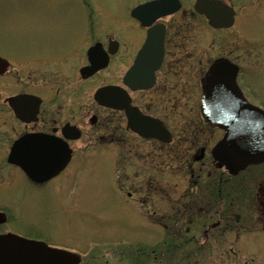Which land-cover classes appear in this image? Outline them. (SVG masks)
Wrapping results in <instances>:
<instances>
[{"label": "flooded vegetation", "instance_id": "af4514ba", "mask_svg": "<svg viewBox=\"0 0 264 264\" xmlns=\"http://www.w3.org/2000/svg\"><path fill=\"white\" fill-rule=\"evenodd\" d=\"M78 1L80 6L89 5L87 0ZM146 1L149 0L143 2ZM92 9L90 13L82 10L80 21L73 23L80 29L71 27L59 35L30 34L27 39L30 47L24 50L20 47L12 55L0 52V58L8 63L6 70L0 72V127L8 129V133H0L8 146L6 165L16 176L20 172L33 187L41 188L72 172L74 165H87L94 156H106L120 191L118 206L136 208L168 237L160 238L157 248L164 243L183 242V236H189L186 243L196 241L193 230L201 229L200 235L206 237L207 232L227 220L223 207L215 210L216 215H209L211 209L203 206L193 207L196 211L192 215L181 216L176 209L178 194L164 191L161 178L167 172L176 175L179 164L184 175H188L184 166L191 169L197 165L198 170L193 169L190 174L198 182L196 185L204 178L219 181L220 186L224 183L225 170L211 155L213 145L225 131L204 115L203 78L214 59L231 60L238 66L236 84L242 94L264 109L252 77L264 69V62H242L251 52L228 51L211 58L208 52L200 54L185 46L186 30L178 12L158 17L149 25L141 24L130 12L123 16L111 14L108 30L100 34L99 16ZM132 27L137 29L133 33ZM162 32L159 64L156 62L159 51L152 48L142 54L139 72L132 73L147 40ZM104 62V66L95 69L94 65ZM136 81L144 86L134 89ZM103 86L110 87L107 104L100 103L96 96ZM19 112L24 116L20 117ZM216 135L220 137L217 139ZM22 139L21 155H45L51 171L63 163L64 166L42 182L31 180L19 166L8 161L12 145ZM181 149L184 154L180 157ZM207 163L217 164L221 173L207 171L204 175ZM254 168L263 178L264 163ZM206 187L203 194L209 196L210 188ZM223 190L222 185L219 192ZM194 198L196 195L190 200ZM166 200L168 212L163 211ZM261 208L264 210V203ZM214 216L218 218L213 222L217 225L211 228L208 220Z\"/></svg>", "mask_w": 264, "mask_h": 264}, {"label": "rangeland", "instance_id": "374dc122", "mask_svg": "<svg viewBox=\"0 0 264 264\" xmlns=\"http://www.w3.org/2000/svg\"><path fill=\"white\" fill-rule=\"evenodd\" d=\"M143 1L87 0L86 8L80 6L78 0H0V52L10 55L20 47L22 50L30 47L27 40L30 34L59 35L71 27L80 29L73 23L85 9L90 13L93 8L99 16L101 34L108 30V15H126L131 7ZM194 1L181 0L182 9L177 13L186 30L185 46L195 48L200 54L208 52L211 58L228 51L233 54L251 52L242 62H264V0H228L236 11V22L220 30H213L204 18L192 14ZM136 30L132 27L131 33ZM252 77L259 98L264 102V69ZM6 128L0 127V133H8ZM3 141L0 138V210L7 211L11 221L0 226V232L9 230L24 237H41L50 246L79 253L82 264H264V210L261 208L264 189L259 185L262 180L259 170L240 175L237 181L242 192L230 205V218L222 221L217 229L207 232L206 237L200 235L199 229L195 233L196 241L191 244L170 249L162 244V255L145 257L139 254V248H147V252L153 250L165 234L136 208L118 206L120 191L106 156H94L87 165H74V170L59 180L36 188L20 172L16 176L6 165L8 146ZM182 150L180 157L184 154ZM209 164L202 171L204 175L207 171L217 175L222 170ZM180 167L181 164L176 175L168 172L162 175L164 191L178 194V198L187 192L188 200L194 195L200 200L203 190L196 187L198 182L190 175L198 166L191 169L184 166L188 175H184ZM204 180L199 181V186ZM203 197L201 202H207L211 209L209 215L220 210L218 207L222 204L214 205V195ZM163 207V211L168 212L167 200ZM236 213L240 214L238 221L233 216Z\"/></svg>", "mask_w": 264, "mask_h": 264}, {"label": "water", "instance_id": "95a60500", "mask_svg": "<svg viewBox=\"0 0 264 264\" xmlns=\"http://www.w3.org/2000/svg\"><path fill=\"white\" fill-rule=\"evenodd\" d=\"M194 9L203 14L214 28L230 27L234 22V9L224 0H196ZM181 7L179 0H152L136 6L131 14L140 20L141 24L149 25L158 17L172 14ZM163 31V30H162ZM164 32V31H163ZM151 35L145 47L139 54L132 73L139 72V65L142 54L150 52L152 48L158 49L161 60L163 34ZM6 60L0 58V72L7 68ZM105 65L100 63L94 65L99 69ZM237 67L228 60L218 59L212 64L204 77L205 94V117L212 123H216L226 129V134L213 148L214 158L223 164L231 174H237L250 164L264 162V111L252 104L241 94L236 84ZM141 81H136L132 87H142ZM98 101L108 103L109 86L97 90ZM19 112V116L23 117ZM26 139V138H24ZM24 139L16 142L8 160L18 164L25 173L34 181L41 182L49 178L55 171L47 164L45 155L31 156L20 154L21 143ZM29 152L30 151H26ZM32 153V151H31ZM37 162H36V161ZM33 161V162H30ZM58 168V169H57ZM6 221L5 213L0 212V223ZM81 261L77 253L64 249L48 246L40 242L13 233L0 235V264H79Z\"/></svg>", "mask_w": 264, "mask_h": 264}, {"label": "trees", "instance_id": "16d2710c", "mask_svg": "<svg viewBox=\"0 0 264 264\" xmlns=\"http://www.w3.org/2000/svg\"><path fill=\"white\" fill-rule=\"evenodd\" d=\"M233 179L234 178H231V176L227 177L226 180L224 181V183L221 184V186H220L219 181H213V179H211L210 182L199 186V187H201L202 190L203 189L205 190L207 188L206 186H208L210 188V190L212 191L210 193H214L215 194L216 202H220V200L224 201L223 204H222V206H226V208L223 210L224 214H226L225 211H227L228 208L231 207L230 205H232L233 201L236 199V197H238L239 192H240L239 189L237 188V186L234 185ZM222 185L225 187V190H223L224 192L220 193L219 190L220 189L222 190ZM202 196L203 195L199 196L200 200L194 198V200H189V201L183 202L184 207L180 208L181 207V205H180V206H178V208H176L177 210L180 209L178 213H180L181 216L182 215L184 216L185 214L187 216H189V214L192 215L196 211L193 207H203V206L208 207V203L207 202H205V201L201 202V201H203L201 198H204ZM216 202L214 200V205L218 204ZM183 208H186V209L183 211ZM179 220H181V222L184 221L181 218H179ZM188 222H190V221H188ZM181 244L182 243H180V242H178L177 244H173V245L169 244V243L168 244L165 243V245L168 246L169 249H170V247H174V248L180 247ZM142 251H143V249L139 248V251H138L139 254H142Z\"/></svg>", "mask_w": 264, "mask_h": 264}]
</instances>
